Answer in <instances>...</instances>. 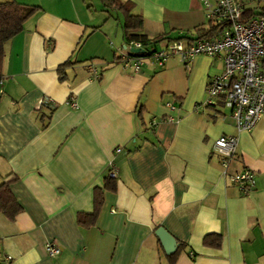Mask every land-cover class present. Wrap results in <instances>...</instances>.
I'll return each instance as SVG.
<instances>
[{
    "label": "crops",
    "instance_id": "crops-1",
    "mask_svg": "<svg viewBox=\"0 0 264 264\" xmlns=\"http://www.w3.org/2000/svg\"><path fill=\"white\" fill-rule=\"evenodd\" d=\"M17 1L41 9L5 44L0 182L16 176L10 187L22 211L14 219L0 212V264L6 255L9 264H170L160 225L178 241L174 264H264V114L240 130L221 101L202 104L223 59L201 53L187 67L171 55L134 71L119 57L123 18L101 0ZM130 1L142 32L162 37L145 48L208 25L199 0ZM224 133L238 136L228 174L255 171L248 192L213 150ZM111 165L116 189H104L95 224L82 226L77 212L93 211L94 187ZM209 233L220 234V245L204 244ZM48 241L59 255H47Z\"/></svg>",
    "mask_w": 264,
    "mask_h": 264
},
{
    "label": "built area",
    "instance_id": "built-area-1",
    "mask_svg": "<svg viewBox=\"0 0 264 264\" xmlns=\"http://www.w3.org/2000/svg\"><path fill=\"white\" fill-rule=\"evenodd\" d=\"M208 20L224 22L223 29L215 36L175 38L165 46L145 49L138 40L127 41L119 47V57L125 66L139 71L148 60L163 66L171 55H177L190 67L197 54H208L223 59L221 73L213 76L206 85L207 97L203 105L217 104L230 109L235 125L240 130H251L264 114V12L258 16L246 18L244 5L240 0H199ZM141 48L139 52L134 48ZM45 101V100H44ZM43 102V100H42ZM69 102L77 106L74 95ZM175 107L172 102L168 103ZM201 103H196L198 108ZM157 119L153 118L155 124ZM238 136L221 134L213 143V150L221 157L223 173L228 174L232 159L237 154ZM111 177H117L116 169H108ZM230 180L243 192H248L256 184L255 171L249 167L228 174ZM48 256L61 253V247L54 242L45 244ZM11 256L6 255L1 264H9Z\"/></svg>",
    "mask_w": 264,
    "mask_h": 264
},
{
    "label": "trees",
    "instance_id": "trees-1",
    "mask_svg": "<svg viewBox=\"0 0 264 264\" xmlns=\"http://www.w3.org/2000/svg\"><path fill=\"white\" fill-rule=\"evenodd\" d=\"M103 4L109 8H113L119 12L123 18V31L125 40H138L145 46L149 43H155L162 37L149 38L142 32L143 16L140 13L133 12L135 3L130 0H101ZM40 5L22 3L17 0H0V80L2 78V67L5 56V44L14 35L19 33L23 27L24 22L35 12L40 10ZM264 12V4L259 7V10L253 8L244 7V16L254 17ZM225 23L213 22L208 20V25L205 28L198 29L199 37L210 38L220 32ZM184 38V37H179ZM149 49V48H145ZM154 49V48H152ZM150 50V49H149ZM71 63V60H67L58 66L60 77H65V68ZM54 107V106H53ZM42 120L44 115L41 116ZM166 117H162V119ZM46 122L43 120V126ZM16 176L0 182V212H2L7 218L14 219L16 215L22 211V205L17 200L16 196L12 192L10 184ZM117 180L116 177H111L109 173L105 176L104 186H96L93 190V203L94 208L91 212L79 211L77 212V222L85 227H89L95 224L100 208L104 200V189H116ZM203 242L206 245L218 246L221 242V236L217 233L206 234L203 238ZM178 255V250L168 254L170 264H174Z\"/></svg>",
    "mask_w": 264,
    "mask_h": 264
},
{
    "label": "water",
    "instance_id": "water-1",
    "mask_svg": "<svg viewBox=\"0 0 264 264\" xmlns=\"http://www.w3.org/2000/svg\"><path fill=\"white\" fill-rule=\"evenodd\" d=\"M142 50L141 48H134V51L139 52ZM155 234L158 236V238L161 241V244L165 250L166 253H172L174 252L178 247V241L175 236H173L165 227L158 226L155 229Z\"/></svg>",
    "mask_w": 264,
    "mask_h": 264
},
{
    "label": "rangeland",
    "instance_id": "rangeland-1",
    "mask_svg": "<svg viewBox=\"0 0 264 264\" xmlns=\"http://www.w3.org/2000/svg\"><path fill=\"white\" fill-rule=\"evenodd\" d=\"M96 1H98V0H91V2H95V3H96Z\"/></svg>",
    "mask_w": 264,
    "mask_h": 264
}]
</instances>
